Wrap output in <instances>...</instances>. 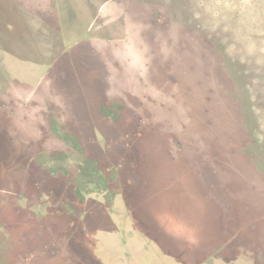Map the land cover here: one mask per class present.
Masks as SVG:
<instances>
[{"label":"rangeland","instance_id":"rangeland-1","mask_svg":"<svg viewBox=\"0 0 264 264\" xmlns=\"http://www.w3.org/2000/svg\"><path fill=\"white\" fill-rule=\"evenodd\" d=\"M17 1L0 0V264H233L211 231L234 219L264 250L243 205L264 193V0H82L80 28Z\"/></svg>","mask_w":264,"mask_h":264},{"label":"trees","instance_id":"trees-1","mask_svg":"<svg viewBox=\"0 0 264 264\" xmlns=\"http://www.w3.org/2000/svg\"><path fill=\"white\" fill-rule=\"evenodd\" d=\"M17 7L19 8V3L17 0H15ZM61 0H46L47 4H46V9L44 6V10L45 12H47L49 14V16H47V18L51 19V22H57L58 26L61 27L60 25V19L57 18V16H54V14H56V11L59 10V3ZM41 0L39 2L36 3H40ZM41 11L43 12L44 10L40 7ZM67 11V15L71 16L72 11L74 12H78L81 15H83V13L81 12V9L78 10H73V9H66ZM100 12H97V14H94V17L97 18L96 16L100 15ZM43 14V13H42ZM53 14L54 17H51L50 15ZM68 20V18H67ZM81 20H84V22H87V20L82 17L80 19H78L77 22V28H80L84 23H80ZM85 25V24H84ZM86 26L92 27L91 23L87 22ZM63 28V26L61 27ZM82 38L87 40L89 39L88 35H82ZM4 78V77H3ZM3 82V79H2ZM2 89V88H1ZM3 90V89H2ZM177 112H171L169 113V116H172L173 118H176L177 116ZM187 126V125H186ZM184 128V127H183ZM184 130V129H183ZM185 131V130H184ZM188 131H190V129H188L187 131L184 132V136L188 137L191 136L192 134H188ZM213 131H209L206 135H202L203 138V143H213L214 140V133L213 135H211ZM204 136V137H203ZM211 136V138H209ZM193 137V136H192ZM211 139V140H210ZM205 143V144H206ZM213 146V145H212ZM240 184V182H238ZM234 185V184H233ZM231 185V186H233ZM252 190L254 191V188H252ZM253 194H248L247 196V201H244L243 205L244 209H245V218H247V216L250 217L252 216L253 218H255L257 220L260 219H264V193L257 191V192H250ZM221 215H224V213L221 211ZM225 216V215H224ZM229 220V219H228ZM254 221V222H255ZM237 221H235V219L233 220V222H231L230 224L233 225L231 226L232 228L227 230V237L225 238L222 235V231L228 229V226L230 227V225H227V220H223V223L220 225H216L211 233L213 235L214 238L216 239H223L224 242L222 243V245H219L218 248H227L229 249V260L231 261V263L235 264V262L237 264H264V250H261L262 247L261 245H258L257 248V242L253 239H248L247 233L250 235L255 231L253 228H250V231L248 230V232L246 230H244V228L242 226L237 225L236 223ZM253 222V223H254ZM252 223V225H253ZM236 224V225H235ZM247 232V233H246ZM249 235V236H250ZM217 242V240L215 241ZM261 247V248H260ZM32 254V251L28 253L27 256H25V260L30 258ZM226 259V258H225Z\"/></svg>","mask_w":264,"mask_h":264},{"label":"water","instance_id":"water-1","mask_svg":"<svg viewBox=\"0 0 264 264\" xmlns=\"http://www.w3.org/2000/svg\"><path fill=\"white\" fill-rule=\"evenodd\" d=\"M81 1L82 0L78 1V7H73L71 0H61L60 3H59V7H58L59 10L56 11V14H54V16H57V18H59L60 20H63L65 18L67 20V17H65L67 15V12H66L67 10L66 9H73V10L81 9L83 11V7L84 6H83ZM46 4H47L46 0H41V2L39 4L38 3H34L33 6L31 7V9L27 11L28 15L34 16V14H38L39 13L40 14L39 18L40 19L47 18V16H49V14L47 12H45V10H44V6H45V9H46ZM69 4L73 8H71V6ZM40 7L44 10L43 12L41 11ZM83 15H87L89 17V19L91 20V15H93V14L91 13V11L87 10V12H83ZM83 15H81L80 18H82ZM50 16L54 17L53 14H51ZM47 19H48L49 22L51 21L50 18H47ZM90 20H89V23L92 24V22H90Z\"/></svg>","mask_w":264,"mask_h":264},{"label":"crops","instance_id":"crops-1","mask_svg":"<svg viewBox=\"0 0 264 264\" xmlns=\"http://www.w3.org/2000/svg\"><path fill=\"white\" fill-rule=\"evenodd\" d=\"M7 78H8L7 80H9V77H7ZM2 83H4V79H3V82H2ZM8 83H9V82L5 83V86H2V89H3V90H6V89H7L8 85H6V84H8ZM15 110H16V109H15ZM17 112H19V111H17ZM3 164H4L3 160L0 159V165H3ZM5 165H6V164H5ZM13 179H17V178H12L11 180H13ZM18 180L20 181V182H19L20 184H25L24 187H26V185H28V181L30 180V178H29L28 180H27V179H21V178L18 179ZM9 181H10V180H7V181L4 183L5 185L0 183V188H1L2 186L4 187V186H7V185H10V183H8ZM12 188H13V186H12ZM23 190H24V191L21 192V193H19L18 196L21 197L23 194H25V193L27 192V189L24 188Z\"/></svg>","mask_w":264,"mask_h":264},{"label":"flooded vegetation","instance_id":"flooded-vegetation-1","mask_svg":"<svg viewBox=\"0 0 264 264\" xmlns=\"http://www.w3.org/2000/svg\"><path fill=\"white\" fill-rule=\"evenodd\" d=\"M156 101V100H155ZM27 260V259H26Z\"/></svg>","mask_w":264,"mask_h":264}]
</instances>
